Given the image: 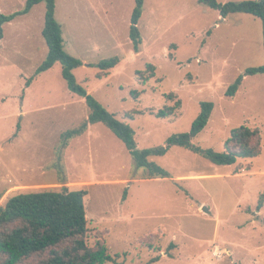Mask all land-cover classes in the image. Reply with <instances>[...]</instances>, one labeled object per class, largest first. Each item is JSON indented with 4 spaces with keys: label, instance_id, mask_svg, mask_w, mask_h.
Wrapping results in <instances>:
<instances>
[{
    "label": "rangeland",
    "instance_id": "374dc122",
    "mask_svg": "<svg viewBox=\"0 0 264 264\" xmlns=\"http://www.w3.org/2000/svg\"><path fill=\"white\" fill-rule=\"evenodd\" d=\"M25 1L0 0V14L20 11ZM134 6L135 0H55L63 47L82 62L73 70L76 82L134 130L140 149L189 131L200 102L210 101L207 125L193 143L221 152L230 132L245 125L259 130L260 154L219 166L172 147L153 158L169 176L144 179L101 123L62 149L60 135L89 109L68 89L59 62L35 75L47 54L39 2L2 25L0 206L19 192L84 189L87 244H105L116 260L104 264H264V202L257 209L264 194V77L246 75L226 95L246 68L263 63L261 20L246 13L223 18L197 0H144L136 53L129 38ZM114 56L118 65L98 77L94 64ZM148 64L153 76L144 82ZM177 99L174 115L155 116Z\"/></svg>",
    "mask_w": 264,
    "mask_h": 264
},
{
    "label": "trees",
    "instance_id": "16d2710c",
    "mask_svg": "<svg viewBox=\"0 0 264 264\" xmlns=\"http://www.w3.org/2000/svg\"><path fill=\"white\" fill-rule=\"evenodd\" d=\"M209 8L218 11L223 18L234 13H246L261 20L262 46L264 58V0L229 1L221 3L217 0H197ZM45 3L44 24L42 36L47 46V54L36 68L35 75L50 69L56 62L62 65L61 74L70 91L82 96L89 109L88 116L77 127L68 129L60 135L61 148L75 136L82 135L91 125L98 123L107 127L119 140L133 159L136 168L142 169L144 179L166 178L167 169L157 164L153 158L163 157L172 147H180L194 152L215 165H233L238 158H254L261 151V136L257 128L241 125L230 132L224 143V150L217 152L212 148H202L193 139L207 125L213 109L210 101L200 102V111L191 124L189 131L170 135L163 145L138 148L134 139V130L124 121L119 120L100 104L92 95L80 86L73 75V70L82 62L71 56L63 47V37L60 24L54 17L55 0H26L24 7L11 14H0V38L2 25L12 21L15 16L23 15L37 3ZM144 0H135V6L130 18L129 38L134 52L140 51L142 43L137 27L142 15ZM118 56L103 59L94 64L99 68L98 77L106 76L107 72L118 65ZM149 75L143 81L153 76L154 66L148 64ZM260 74L264 77V59L259 66L246 68L226 91L227 96H233L246 75ZM33 77L26 80V86ZM136 92H132L137 97ZM173 94H168L172 98ZM181 106L180 100L174 105L165 106L155 112L156 117L168 118L175 114ZM131 117V114L129 115ZM87 191L43 190L36 192H19L9 196L0 206V264H104L116 263L108 252L105 244L97 243L90 247L87 244V219L84 198ZM126 198V190L123 199ZM264 194L257 203V209L263 207ZM264 222V219H263ZM158 258L151 262L157 261Z\"/></svg>",
    "mask_w": 264,
    "mask_h": 264
}]
</instances>
